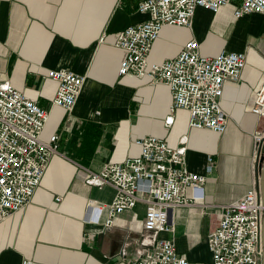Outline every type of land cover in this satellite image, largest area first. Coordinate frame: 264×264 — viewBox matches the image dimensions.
I'll return each instance as SVG.
<instances>
[{
  "label": "crops",
  "instance_id": "1",
  "mask_svg": "<svg viewBox=\"0 0 264 264\" xmlns=\"http://www.w3.org/2000/svg\"><path fill=\"white\" fill-rule=\"evenodd\" d=\"M137 1L0 0V86L11 84L50 113L43 141L59 137L58 153L31 202L8 219L0 216V264L25 259L35 264H130L152 250L157 237L143 228L142 204L124 212L118 227L103 230L102 224L85 220L86 205L90 200L110 204L115 191L99 190L77 177L80 167L98 173L109 163L139 157L135 140L140 137L186 148L188 169L205 177L203 200L174 209V231L162 235L188 264H214L207 238L224 207L253 187L260 191L253 160L259 120L251 109L264 82V15L236 19L240 0L217 13L198 8L191 29L166 26L153 45L151 63L177 56L191 40L199 42L203 56L246 53L239 83L224 90L221 107L229 124L218 134L191 129L184 109L169 120L168 86L119 76L126 53L115 47L116 35L147 18L138 12ZM60 69L85 77L70 112L53 104L58 84L49 71ZM209 156L211 172L206 170ZM263 255L262 248L259 264H264Z\"/></svg>",
  "mask_w": 264,
  "mask_h": 264
},
{
  "label": "built area",
  "instance_id": "2",
  "mask_svg": "<svg viewBox=\"0 0 264 264\" xmlns=\"http://www.w3.org/2000/svg\"><path fill=\"white\" fill-rule=\"evenodd\" d=\"M234 0H138L137 10L147 18L116 35L115 47L126 53L119 76L147 79L164 84L171 93L170 118L179 110L189 113L191 129L222 134L229 117L221 107L224 90L237 85L247 64L245 52L222 51L203 56L197 40L187 42L181 52L162 63H151L154 43L166 26L191 29L198 8L217 13ZM264 15V0H240L234 10L236 19L252 14ZM49 77L58 84L53 104L70 112L85 84V77L71 70H50ZM251 112L259 123L254 133L253 160L258 165L264 140V82L256 93ZM50 113L34 100L6 83L0 86V216L3 220L27 206L45 175L51 157L58 153V136L46 142L41 136ZM139 157L123 163H109L98 172L80 167L77 177L99 190L112 187L110 204L92 200L86 205L85 220L102 224L103 230L118 227L119 217L144 206L143 228L156 235L152 250L130 264H188L172 240L162 237L174 231L171 212L203 200L205 177L187 167L186 148H171L158 137L135 140ZM207 172L213 158L208 157ZM192 192V194H190ZM60 200V199H58ZM264 206L257 187L224 207L217 226L207 242L214 264H259L262 255V219ZM22 264H35L23 260Z\"/></svg>",
  "mask_w": 264,
  "mask_h": 264
},
{
  "label": "water",
  "instance_id": "3",
  "mask_svg": "<svg viewBox=\"0 0 264 264\" xmlns=\"http://www.w3.org/2000/svg\"><path fill=\"white\" fill-rule=\"evenodd\" d=\"M264 140L261 143L259 150V162H258V171L260 173V192H261V200L264 206ZM264 216V213H263ZM262 248L264 249V220L262 221ZM264 256V255H263Z\"/></svg>",
  "mask_w": 264,
  "mask_h": 264
},
{
  "label": "rangeland",
  "instance_id": "4",
  "mask_svg": "<svg viewBox=\"0 0 264 264\" xmlns=\"http://www.w3.org/2000/svg\"><path fill=\"white\" fill-rule=\"evenodd\" d=\"M79 171V170H78Z\"/></svg>",
  "mask_w": 264,
  "mask_h": 264
}]
</instances>
